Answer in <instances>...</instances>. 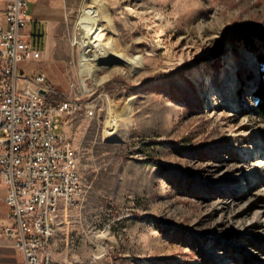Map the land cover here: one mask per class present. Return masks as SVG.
<instances>
[{"label": "rangeland", "instance_id": "rangeland-1", "mask_svg": "<svg viewBox=\"0 0 264 264\" xmlns=\"http://www.w3.org/2000/svg\"><path fill=\"white\" fill-rule=\"evenodd\" d=\"M70 3L52 83L55 98L73 103L60 131L77 152L84 194L60 204L54 258L264 264L259 66L249 47L231 43L234 30L248 31L264 53V0H103L113 22L103 20L102 33L141 64L100 63L95 79L79 63L77 23L89 3Z\"/></svg>", "mask_w": 264, "mask_h": 264}, {"label": "built area", "instance_id": "built-area-1", "mask_svg": "<svg viewBox=\"0 0 264 264\" xmlns=\"http://www.w3.org/2000/svg\"><path fill=\"white\" fill-rule=\"evenodd\" d=\"M2 14L0 219L6 209L14 224L0 227V236L23 252V264H65L51 251L60 197H69L70 206L84 194L77 152L69 135L60 131L73 103L59 98L50 102L55 91L46 72L28 77L21 71V64L42 56L23 33L29 22L27 0H5Z\"/></svg>", "mask_w": 264, "mask_h": 264}, {"label": "crops", "instance_id": "crops-1", "mask_svg": "<svg viewBox=\"0 0 264 264\" xmlns=\"http://www.w3.org/2000/svg\"><path fill=\"white\" fill-rule=\"evenodd\" d=\"M70 0H27L28 26L23 31L34 46L42 52L41 59L30 64H21V71L30 77L44 71L48 74V86L53 88V59L66 43ZM5 0H0V21L4 24L3 10ZM4 216L0 219V227L11 226L13 221ZM24 254L16 248L14 242L0 236V264H23Z\"/></svg>", "mask_w": 264, "mask_h": 264}, {"label": "bare ground", "instance_id": "bare-ground-1", "mask_svg": "<svg viewBox=\"0 0 264 264\" xmlns=\"http://www.w3.org/2000/svg\"><path fill=\"white\" fill-rule=\"evenodd\" d=\"M89 7L84 9L77 23V29H83L85 32L82 40V51L79 56V63L82 66V73L87 74L93 79L100 63H108L113 60H119L125 66L136 69L141 64L140 58H132L126 51L121 54L119 45H115L114 40L102 33L101 24L103 20L112 23V17L108 13L107 7L103 4V0H88ZM133 13V9H130ZM199 30L205 29L204 23H199ZM198 28V27H197ZM81 35V34H80ZM83 35V34H82ZM161 39V38H160ZM164 40H160L159 44H163ZM218 75L209 85L214 88L219 80ZM83 89L88 91L87 78H83ZM117 114L112 111L109 125L111 132L116 129ZM69 204V197H60V204Z\"/></svg>", "mask_w": 264, "mask_h": 264}, {"label": "trees", "instance_id": "trees-1", "mask_svg": "<svg viewBox=\"0 0 264 264\" xmlns=\"http://www.w3.org/2000/svg\"><path fill=\"white\" fill-rule=\"evenodd\" d=\"M261 39H264V36H262ZM231 43L235 49H237L239 45L244 44L256 54V59L259 66V79L255 85L253 97L257 101V111L264 119V53L260 52V50L256 48L252 34L248 31L234 30L231 34ZM55 96L56 93L50 102L55 100Z\"/></svg>", "mask_w": 264, "mask_h": 264}, {"label": "water", "instance_id": "water-1", "mask_svg": "<svg viewBox=\"0 0 264 264\" xmlns=\"http://www.w3.org/2000/svg\"><path fill=\"white\" fill-rule=\"evenodd\" d=\"M41 94H42V95H46V91H45V90H42V91H41Z\"/></svg>", "mask_w": 264, "mask_h": 264}]
</instances>
